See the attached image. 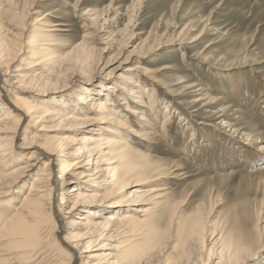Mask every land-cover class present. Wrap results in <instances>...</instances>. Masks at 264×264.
I'll list each match as a JSON object with an SVG mask.
<instances>
[{"label": "bare ground", "instance_id": "1", "mask_svg": "<svg viewBox=\"0 0 264 264\" xmlns=\"http://www.w3.org/2000/svg\"><path fill=\"white\" fill-rule=\"evenodd\" d=\"M26 5L19 25L7 23L16 29L8 31L12 38L0 36V197L13 198L0 209V264H260L253 261L264 252L261 207L254 222L238 224L234 213L216 210V198L192 206V193L174 194L171 178H186L187 152L169 161L146 151L161 141L172 148L164 130L169 112L155 113L153 99L143 101L127 84L122 92L110 83L92 85L96 67L117 63L105 74L111 77L134 51L125 54L120 45L103 62L111 42L98 55L79 43L61 56L51 33L60 24L47 13L24 22ZM67 78L79 81L75 93H62ZM229 126L256 141L243 126ZM254 156L264 160V143ZM253 172L264 188V161Z\"/></svg>", "mask_w": 264, "mask_h": 264}, {"label": "rangeland", "instance_id": "2", "mask_svg": "<svg viewBox=\"0 0 264 264\" xmlns=\"http://www.w3.org/2000/svg\"><path fill=\"white\" fill-rule=\"evenodd\" d=\"M26 3L30 14L24 22L47 13L48 21L60 24L55 28L61 31L51 33L57 42L55 52L61 56L79 43L98 55V49L111 42L113 48L103 51V62L120 45L125 54L134 51L133 60L111 77L105 74L117 63L96 67L91 82L113 84L121 88L119 92L127 84L143 93V101L153 99L155 113L169 112L164 130L173 150L161 141L146 151L169 161L187 152L186 178H171L174 194L192 193V206L216 198V210L227 212L225 216L234 213L238 224L254 222L258 207L259 216H264V188L253 172L264 161L254 156L264 143V0H0V36L12 38L8 31L16 29L7 23L19 25ZM89 17H95L94 24ZM163 65L169 68L161 69ZM120 75L135 82L119 80ZM87 80L84 77L82 83ZM78 83L67 78L62 93H75ZM121 103L116 100L118 110L138 123V115ZM232 122L253 133L256 141L238 136L229 126ZM34 172L23 181L31 180ZM5 199L11 202L5 204ZM5 199L0 197V209L12 206L13 198ZM259 223L264 226V219ZM253 262L264 264V252Z\"/></svg>", "mask_w": 264, "mask_h": 264}]
</instances>
